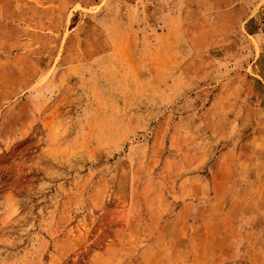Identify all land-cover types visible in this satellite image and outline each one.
I'll use <instances>...</instances> for the list:
<instances>
[{
  "label": "rangeland",
  "instance_id": "1",
  "mask_svg": "<svg viewBox=\"0 0 264 264\" xmlns=\"http://www.w3.org/2000/svg\"><path fill=\"white\" fill-rule=\"evenodd\" d=\"M0 264H264V0H0Z\"/></svg>",
  "mask_w": 264,
  "mask_h": 264
}]
</instances>
